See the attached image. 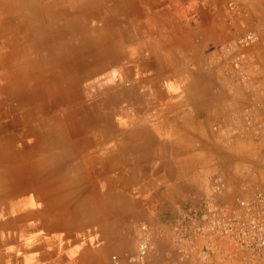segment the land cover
<instances>
[{"label":"crops","instance_id":"1","mask_svg":"<svg viewBox=\"0 0 264 264\" xmlns=\"http://www.w3.org/2000/svg\"><path fill=\"white\" fill-rule=\"evenodd\" d=\"M85 1L67 13L80 32L49 29L43 44L44 0H21L10 43L0 34V264H124L109 254L201 167L230 186L264 179V0ZM250 28L258 41L221 79L207 49ZM21 51L48 61L40 87ZM22 79L31 90L13 93Z\"/></svg>","mask_w":264,"mask_h":264},{"label":"built area","instance_id":"2","mask_svg":"<svg viewBox=\"0 0 264 264\" xmlns=\"http://www.w3.org/2000/svg\"><path fill=\"white\" fill-rule=\"evenodd\" d=\"M258 41V31L246 29L220 48L239 64L243 52ZM227 186L215 173L209 177L208 196L198 214H185L172 225L170 243L176 248V264H264V186L227 198ZM162 227V225L160 226ZM158 225L136 224L135 251L125 264H143ZM114 264L117 259L112 256Z\"/></svg>","mask_w":264,"mask_h":264},{"label":"rangeland","instance_id":"3","mask_svg":"<svg viewBox=\"0 0 264 264\" xmlns=\"http://www.w3.org/2000/svg\"><path fill=\"white\" fill-rule=\"evenodd\" d=\"M3 0H0V7L2 8L0 11V21H2V25L0 26V34H5L8 33V36L6 37V42L10 43L8 40L10 39V36L13 34V28L11 26V22L17 19L16 16L12 13V10L14 8H19L21 6V0H8L7 3L2 4ZM77 3V5H73ZM87 2L84 4V7ZM42 5V3H41ZM43 6H45V0L43 3ZM67 7L68 11L65 14H62L61 12H57L60 8ZM82 5L81 3L76 0V2H71L69 4H65L64 2H61L59 4L54 5L51 9V12H57L55 13L56 18L52 19V17H49V15H45L46 11H44V16H40V22H41V28H40V38L42 39V42L48 37L49 34V29L52 30H57V32H64L66 30H69L71 27L73 30L76 28L77 32L81 31V27L77 26L74 20L77 16L72 18L71 23L68 21L69 15L67 13H76L77 11L79 12L80 10L83 11L86 8H83L82 10ZM5 8H10V11L5 9ZM13 8V9H12ZM80 11V12H81ZM85 12V10L83 11ZM80 14V13H79ZM43 15V11H42ZM67 15V16H66ZM44 17V19H43ZM67 17V18H66ZM49 18V19H47ZM54 18V17H53ZM51 19V20H50ZM4 26V27H3ZM16 31V30H15ZM75 31V32H76ZM245 31V30H244ZM74 33V32H73ZM242 33V32H241ZM239 33V34H241ZM43 34V35H42ZM239 34H232L229 38L228 36L226 38H223L221 35H216L215 36V42L213 41L210 44L208 51L210 53L212 52V57L210 61V66L211 70H216L217 76L221 77V79H224L225 77H229L232 72L230 69H235L234 71L241 69L242 68V62L239 64L231 62V55H225L221 50V46L228 40L234 39L237 37ZM25 37V36H24ZM59 37V36H58ZM228 38V39H227ZM62 41H63V35H62ZM43 44H46L43 42ZM95 44V42H93ZM44 45H42L43 47ZM44 48V47H43ZM248 50V49H247ZM246 51V50H245ZM48 52V51H47ZM23 54V55H22ZM21 61L25 62L23 65V70L24 74L23 76L28 79H33V85L34 86H39L42 84L41 83V75L39 76V69L40 67H48V61H41L40 63H33L31 61L28 62L27 59V54L25 51H21ZM49 65V64H48ZM58 67L60 69L63 68L62 66ZM43 69V68H41ZM199 75L203 78V80L200 81L199 83V89L201 91H207L208 89V83H207V67H200V72ZM232 76V75H231ZM39 77V78H38ZM38 78V79H37ZM220 79V78H219ZM30 81V80H29ZM228 79H226V82ZM239 83L233 79L231 83L233 85H240L243 87H248L246 84V79L243 78H238ZM9 86L12 88L13 93H21L25 91H30L31 88H28L26 83V80L22 79L20 82H15ZM191 85V84H189ZM234 89V88H232ZM244 90V89H243ZM222 91V89H220ZM229 91V90H228ZM226 143L228 141H225ZM264 152V149H263ZM264 164V163H263ZM29 167L27 168V166ZM32 164L30 162H27L24 164V169L25 170H31ZM251 164L249 162H246L245 164H242L241 166L238 167L239 170H245L248 168L251 171ZM23 170V168H21ZM219 174L223 180L226 183L227 186V198H234L238 194H240L241 189L244 190H250L253 188H259L264 186V179H259L257 177H252L250 180H240V181H235V186H230L229 180H227L219 171L216 170H206L203 169L202 167L200 168V173L199 175H196L193 178H188L184 180V183L186 184L185 188L189 191L187 194L184 195V197L181 199V201L176 205V206H166L162 207L161 210L154 209L148 217H146L142 221H147L153 225H158L159 226V233L157 236H155L152 239L151 246L149 248V251L147 252V255L145 257L144 263L143 264H176L178 261L177 258V250L172 244L170 243V238H171V232L170 229H168L167 225H172L175 222H177L179 219H181L185 214H198L203 206V202L208 196V191H209V177L211 174ZM264 178V176H263ZM13 184H16V181L13 180ZM184 184V185H185ZM183 185V187H184ZM140 222V221H139ZM138 223V222H137ZM136 223V224H137ZM136 224L134 226L133 232H135ZM162 225V227H160ZM134 236V235H133ZM135 251V241L133 237V244L132 246L128 249L122 252L121 255H117L116 253L111 252L109 256L115 255L119 257L124 258V264H125V257L132 254ZM111 261V259L109 258ZM113 261V260H112ZM111 261V262H112ZM112 264V263H111Z\"/></svg>","mask_w":264,"mask_h":264},{"label":"bare ground","instance_id":"4","mask_svg":"<svg viewBox=\"0 0 264 264\" xmlns=\"http://www.w3.org/2000/svg\"><path fill=\"white\" fill-rule=\"evenodd\" d=\"M78 1H80V0H78ZM58 2L60 4L61 2H63V0H45V6L43 7V9L46 10L45 15H49V17H51V15L53 14V12H51V10H52L51 8L54 5L58 4ZM85 3H86V1L84 2V4ZM73 5H76V4H72V6ZM67 10H68V8L67 7H64V8H60L57 12L65 13V11H67ZM57 12H54V14L52 15V17H54L55 13H57Z\"/></svg>","mask_w":264,"mask_h":264}]
</instances>
